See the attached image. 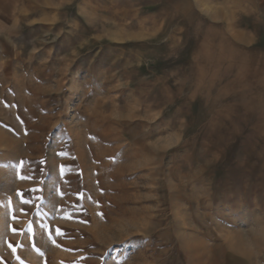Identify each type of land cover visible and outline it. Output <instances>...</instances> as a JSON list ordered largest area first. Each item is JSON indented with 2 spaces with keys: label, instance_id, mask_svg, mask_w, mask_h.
I'll list each match as a JSON object with an SVG mask.
<instances>
[{
  "label": "rangeland",
  "instance_id": "374dc122",
  "mask_svg": "<svg viewBox=\"0 0 264 264\" xmlns=\"http://www.w3.org/2000/svg\"><path fill=\"white\" fill-rule=\"evenodd\" d=\"M230 4L23 1L0 264H264V28Z\"/></svg>",
  "mask_w": 264,
  "mask_h": 264
},
{
  "label": "crops",
  "instance_id": "0c3cea01",
  "mask_svg": "<svg viewBox=\"0 0 264 264\" xmlns=\"http://www.w3.org/2000/svg\"><path fill=\"white\" fill-rule=\"evenodd\" d=\"M23 1L0 0V59L14 42L13 37L19 28L17 13ZM226 7L227 9H221V12H231L230 15H226V19L235 20L237 28H264V0H235V4L226 5ZM221 15L224 17L223 14ZM256 34L258 35L254 31L236 32L237 36H255Z\"/></svg>",
  "mask_w": 264,
  "mask_h": 264
}]
</instances>
